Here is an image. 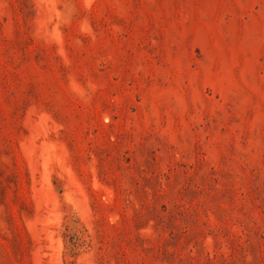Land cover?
I'll list each match as a JSON object with an SVG mask.
<instances>
[{"label": "rangeland", "instance_id": "374dc122", "mask_svg": "<svg viewBox=\"0 0 264 264\" xmlns=\"http://www.w3.org/2000/svg\"><path fill=\"white\" fill-rule=\"evenodd\" d=\"M0 264H264V0H0Z\"/></svg>", "mask_w": 264, "mask_h": 264}]
</instances>
